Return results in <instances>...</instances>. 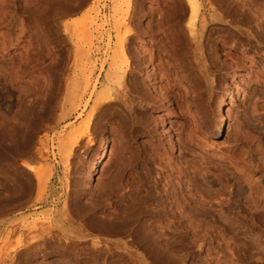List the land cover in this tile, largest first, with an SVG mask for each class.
<instances>
[{"label":"rangeland","instance_id":"374dc122","mask_svg":"<svg viewBox=\"0 0 264 264\" xmlns=\"http://www.w3.org/2000/svg\"><path fill=\"white\" fill-rule=\"evenodd\" d=\"M242 1L196 0L191 15L186 0H0V264H264V36L241 15L263 32L264 0ZM103 86L115 99L97 109ZM94 213L151 242L111 220L102 235ZM75 231L91 236L64 247ZM40 235L61 247L31 245Z\"/></svg>","mask_w":264,"mask_h":264},{"label":"bare ground","instance_id":"6f19581e","mask_svg":"<svg viewBox=\"0 0 264 264\" xmlns=\"http://www.w3.org/2000/svg\"><path fill=\"white\" fill-rule=\"evenodd\" d=\"M196 0H186V3H187V5H188V7H189V12H190V14L191 13H193V14H195V10H196V2H195ZM243 1H246L247 2V0H243ZM242 1V2H243ZM253 1V0H252ZM232 2V1H231ZM239 2H240V0H239ZM238 3V2H237ZM232 4V3H231ZM233 4H235V1H234V3ZM232 4V5H233ZM237 7H239L238 5H236ZM234 7V6H233ZM243 7V6H242ZM241 8V7H240ZM233 9V8H232ZM238 10V9H237ZM239 11V10H238ZM237 11V12H238ZM241 11V10H240ZM243 11V10H242ZM241 11V12H242ZM236 12V11H235ZM246 12V11H245ZM245 12L243 11L242 13L243 14H241V15H244L245 16V20H247V22H249V20H250V22H252L253 23V25L251 24V26H249V27H251V29H249L251 32L250 33H246L247 35V37H253L254 39H261V38H263V36H264V34H263V32L261 31V25L259 24V21H255L254 19H255V17H253L252 18V16L251 17H249V15L246 17V15H245ZM233 16L235 15V13L232 11V13H231ZM237 14V13H236ZM240 14V12L238 13V15ZM263 14H264V12H263ZM184 15V14H183ZM192 15V14H191ZM228 15H229V13H228ZM222 16V15H221ZM223 17V16H222ZM232 17V16H231ZM235 17H237V15L235 16ZM235 17H234V19H235ZM258 17V16H257ZM192 18H194V17H192ZM225 18V17H224ZM224 18H223V20H224ZM242 18V17H241ZM260 18V17H259ZM190 19V20H189ZM188 20L189 21H187V32H188V34L191 36V37H193L194 36V34H195V24H194V21H192V19L191 18H189ZM244 19V18H243ZM257 19V18H256ZM261 19V18H260ZM222 19H220V18H213L212 19V21H213V23L214 24H219V23H226L225 21H223ZM231 20H232V18H231ZM244 20V22H246ZM69 21V20H68ZM230 20H228V22H229ZM238 21H240V20H238ZM71 22H74V21H71ZM207 22V21H206ZM231 22V21H230ZM229 22V23H230ZM241 23H243L242 21H241ZM210 24H212V23H210ZM210 24H209V26H210ZM205 25V24H204ZM244 25V24H243ZM186 26V25H185ZM225 26V25H224ZM245 26V25H244ZM248 26V25H247ZM263 26V25H262ZM84 27V26H83ZM216 27V26H215ZM218 27V26H217ZM86 28V27H85ZM200 28V27H199ZM205 28V27H204ZM219 28V27H218ZM248 28V27H247ZM230 29V28H229ZM74 30V29H73ZM84 30V29H83ZM80 31H81V29H80ZM79 31V32H80ZM78 32V31H77ZM236 33L238 34V36H241L242 37V35H245V32L244 31H242V30H237L236 29ZM78 34V33H77ZM81 34V33H80ZM74 35V34H73ZM196 35V34H195ZM79 36H81L82 37V35H79ZM128 35H126L124 38H126ZM189 36V37H190ZM236 36V35H235ZM234 36V37H235ZM237 36V37H238ZM81 37H80V39H81ZM195 37V36H194ZM241 37H239V39L241 38ZM198 38V37H197ZM192 39V38H191ZM249 39V38H248ZM264 39V38H263ZM124 40V39H123ZM123 40H122V42H123ZM242 40V39H241ZM253 40V39H252ZM80 41V40H79ZM84 41H85V39H84ZM191 41V40H190ZM239 41V40H238ZM245 41V40H244ZM262 40H260V42H261ZM263 42V41H262ZM83 43V42H82ZM81 45V44H80ZM82 47V46H81ZM76 48V47H75ZM121 54H122V56H123V63H124V65H123V67H120V65L118 64V63H116V64H114V62H113V64H114V67H115V71L117 72L118 70H120V68H122L123 70H122V74H124L125 73V69H124V67H127L128 66V64H129V58H128V54L125 52L126 50H125V45L123 44L122 46H121ZM264 53V52H263ZM116 59V58H115ZM120 59V58H119ZM92 65V64H91ZM87 66V65H86ZM85 67V66H84ZM83 71V70H82ZM90 71V70H89ZM88 71V72H89ZM87 72V71H86ZM87 72V73H88ZM112 72V71H111ZM115 72V73H116ZM117 74V73H116ZM116 74H115V76H116ZM126 74V73H125ZM114 75V74H113ZM112 75V76H113ZM108 77H110V75H107ZM85 77V76H84ZM119 77L120 76H118V79H119ZM121 77L123 78L124 76L123 75H121ZM111 78V77H110ZM110 78H108L109 80H110ZM117 78V77H116ZM117 79V80H118ZM108 81V80H107ZM111 81V80H110ZM83 82V81H82ZM108 83H109V81H108ZM207 83V82H206ZM93 85V84H92ZM93 87V86H92ZM104 87H106V86H103V88ZM84 88V87H83ZM108 88L106 87V88H104V92L102 91V90H100V93L95 97L96 99V101H95V106L96 105H104V104H110V102H112L111 101V99L112 98H114V97H112L111 98V96L112 95H108V93H107V90ZM142 89V88H141ZM158 89V88H157ZM85 90V89H84ZM162 90V89H161ZM109 91V90H108ZM140 92V91H139ZM159 92V91H158ZM118 93V92H117ZM160 93H161V91H160ZM159 93V94H160ZM91 95L90 96H88L89 98H92V94H93V91L90 93ZM231 92L229 93V99H224L220 104H219V106H218V108L216 109V112H217V115H219L218 117H219V119H218V123H216L217 124V126H215L216 127V132L220 135V134H223L224 133V131H225V128H226V125H227V118H226V113L227 112H225L226 111V107L228 106V104H229V102H230V99H231ZM118 96V95H117ZM166 97V96H165ZM123 98V97H122ZM115 99V98H114ZM113 99V100H114ZM170 101H171V99H170ZM125 102V101H124ZM89 102L87 101V102H85V105H83L84 106V108L87 106V104H88ZM113 103V102H112ZM81 104V103H80ZM139 104V103H138ZM77 106V105H76ZM98 106H96V108H97ZM100 107V106H99ZM140 107H141V103H140ZM93 108V109H92ZM90 110L91 111H89L90 112V116L88 115V120H87V122H86V125L84 126L85 128L84 129H82V130H80V131H78L77 130V127H76V130L78 131H76L75 132V130H74V128H72V131H74L75 133L73 134V136L71 135V133H70V135L72 136V141H71V143H69L70 144V147H73V146H76L79 142H80V140L83 138V136H85V135H88V132L91 130V128H92V126H93V116L95 115H93L92 114V112H93V110L95 109V107H92ZM133 108V107H132ZM98 109V108H97ZM111 109V108H110ZM135 109V108H134ZM83 110V109H82ZM94 111H96V110H94ZM118 111V110H117ZM83 112V111H82ZM82 112H79L78 114L79 115H81L82 114ZM121 113V112H120ZM88 114V113H87ZM228 115V114H227ZM216 121H217V119H216ZM94 127V126H93ZM240 127V126H239ZM242 127V126H241ZM238 129V128H237ZM239 129H241V128H239ZM71 130V129H70ZM236 131V130H235ZM71 132V131H70ZM237 132H238V130H237ZM236 134V133H235ZM69 135V136H70ZM237 135V134H236ZM239 135H240V133H239ZM61 139V138H60ZM68 143V142H67ZM89 144H90V142H89ZM105 144H106V142L104 141L103 143L101 142V144L100 145H98L97 146V148H96V150H95V152H94V158H93V161H92V163H91V165H90V167H89V169H88V175H89V178H90V180H92V179H95L97 176H98V174L99 173H101L100 172V170H101V168H102V165L104 164V162H105ZM74 150V149H73ZM68 152V151H67ZM70 152H71V150H70ZM70 154V153H69ZM119 155V154H118ZM121 157V156H120ZM114 158H118V157H114ZM113 158V159H114ZM89 159V158H88ZM116 161L118 160V159H115ZM120 160V159H119ZM122 161V160H121ZM69 164H70V162H69ZM113 164H116L115 163V161H114V163ZM26 165V167L29 169V170H31V171H36L35 169V167L33 166V165H31V164H25ZM99 178V177H98ZM40 180V179H39ZM95 182V181H94ZM38 183V182H37ZM177 191V190H176ZM150 193V192H149ZM177 196V195H176ZM143 197V196H142ZM152 197V196H151ZM175 197V196H174ZM142 199V198H141ZM77 200V199H76ZM128 200V199H127ZM143 200V199H142ZM145 200V199H144ZM176 200H177V198H176ZM74 201H75V199H74ZM78 201V200H77ZM134 201V200H133ZM147 201V200H146ZM146 201H144V203L146 202ZM76 202V201H75ZM126 202H128V201H126ZM135 202H136V200H135ZM138 202H139V199H138ZM137 202V203H138ZM152 202H154V201H152ZM79 203V202H78ZM143 203V202H142ZM141 202H140V204H142ZM162 203V202H161ZM75 204V203H74ZM128 204V203H127ZM131 204V203H130ZM133 204V203H132ZM136 204V203H135ZM146 204V203H145ZM152 204V203H151ZM176 204H178V203H176ZM199 204V203H198ZM202 204V203H201ZM76 205H77V203H76ZM138 205V204H137ZM144 205V204H143ZM164 205V204H163ZM203 205V204H202ZM201 205V206H202ZM129 206H131V205H129ZM147 206V205H146ZM178 206H179V204H178ZM177 206V207H178ZM199 206V205H198ZM83 207V206H82ZM82 207H81V209H82ZM131 207H136L135 205L134 206H131ZM138 207H139V205H138ZM142 207V206H141ZM176 207V206H175ZM77 208V207H76ZM86 208V207H85ZM84 208V209H85ZM147 208V207H146ZM150 208V207H149ZM180 208V207H179ZM134 209V208H133ZM75 210H77V209H75ZM86 210V209H85ZM84 210V211H85ZM131 210H132V208H131ZM82 211H83V209H82ZM87 211V210H86ZM91 211V210H90ZM128 211V210H127ZM88 212V211H87ZM7 213V212H6ZM65 213V212H64ZM84 213V212H83ZM89 213V212H88ZM126 213V212H125ZM130 213V212H129ZM182 213H183V211H182ZM86 214V213H85ZM94 214H96V213H94ZM184 214V213H183ZM116 215V214H115ZM115 215H114V218H117V217H115ZM126 215H128V214H126ZM125 215V216H126ZM130 215V214H129ZM126 216V217H128V218H132V217H130V216ZM133 216H134V214H132ZM139 215V214H138ZM67 216V215H66ZM95 216V215H94ZM96 216H98L97 214H96ZM103 216V215H102ZM119 216V215H118ZM184 216V215H183ZM210 216V215H209ZM88 217V216H87ZM109 217V216H108ZM112 217V216H111ZM121 217V216H120ZM119 217V218H120ZM185 217V216H184ZM192 217H194V216H192ZM90 219H91V217H89ZM98 218H100V219H92V221H94L95 220V222H94V224H95V227H96V225H97V227H96V229L97 230H99L98 229V226L99 227H101L100 229L102 230V228H104L105 230H102V235H103V231H106L107 230V232H104V235H108L109 236V234H110V236H111V234L112 233H109L111 230H112V232H114L116 235H117V233L116 232H118V234H120V232L119 231H121V230H119V227H122V226H124L125 227V229H127L128 228V226H127V228H126V224H125V222H126V219H123V217H121L122 219H120V220H125V222L123 223V221L122 222H120V223H123L122 225H117V224H119L118 223V221H120V220H111V222L113 223L114 221H117L116 223L114 222V224H116V226H118V228H114V226L112 227V223H110V225L108 224L109 222H110V220H109V222H107L105 219H101V217H99L98 216ZM127 218V219H128ZM113 219V218H112ZM129 220V219H128ZM132 220V219H131ZM136 220H137V218H136ZM192 220V219H191ZM42 221V220H41ZM45 221V220H44ZM68 221V220H67ZM86 221H87V219H86ZM104 221H106V222H104ZM133 221V220H132ZM131 221V222H132ZM88 222H90L91 223V221H89V219H88ZM129 222V221H128ZM136 222V221H135ZM192 223V222H191ZM92 224V223H91ZM90 224V225H91ZM127 224H130V223H127ZM132 224V223H131ZM130 224V225H131ZM136 224V223H135ZM144 224V223H143ZM32 225V224H31ZM89 225V224H88ZM87 225V226H88ZM34 226V225H33ZM92 226H93V224H92ZM91 226V228L93 229L94 227H92ZM134 226V225H133ZM137 226V225H136ZM142 226V225H141ZM140 226V227H141ZM35 227H36V225H35ZM111 227L113 228V229H115V231H113V229H111ZM124 227H122V230H124L123 228ZM90 228V229H91ZM133 228V227H132ZM131 227H130V229H132ZM135 228H137V227H135ZM134 228V229H135ZM142 228V227H141ZM147 228V227H146ZM145 228V229H146ZM95 229V228H94ZM94 229H93V231H94ZM95 229V230H96ZM121 229V228H120ZM138 229H140V228H138ZM137 229V230H138ZM96 230V231H97ZM100 230V231H101ZM108 230H109V232H108ZM128 230H129V228H128ZM128 230H127V233H128ZM141 230H143L144 231V229L142 228ZM14 231V230H13ZM82 231V230H81ZM96 231H95V234H96ZM99 231V232H100ZM125 231L126 230H124L123 232L125 233ZM76 232V231H75ZM84 232V231H83ZM98 232V231H97ZM122 232V231H121ZM123 232H122V234H123ZM129 232H130V230H129ZM142 232V231H141ZM140 232V230L139 231H137L136 233H141ZM147 232V231H146ZM149 232H150V229H149ZM26 233V232H25ZM31 233V232H30ZM77 233V232H76ZM87 233V232H86ZM105 233H108V234H105ZM112 234V236L113 235H115V234ZM131 234L132 233H134V234H136L135 232H130ZM148 233V232H147ZM154 233V232H153ZM54 234H55V232H54ZM100 234H101V232H100ZM149 234V233H148ZM151 234H152V232H151ZM30 235V234H29ZM33 234H31V236H32ZM36 235V234H35ZM46 235V234H45ZM88 235H90V234H85V233H77L75 236L73 235V237H69L70 235H68V237L69 238H66L65 237V240H68L67 242L68 243H65L66 245L64 246L63 244H62V246H64V247H74V246H76V242H82V244H83V242H85V241H87L88 239H89V236ZM93 235V234H92ZM115 235V236H116ZM121 235V234H120ZM140 235H142L141 236V238L139 237V236H137V234H136V236L138 237V238H140L139 239V241H141V239L142 240H144L143 242L144 243H146L147 242V240H149V242H151L150 241V239H147V235L145 234V232H144V234H140ZM25 236V235H24ZM49 236H50V234H49ZM91 236V235H90ZM127 236V235H126ZM133 236V235H132ZM135 236V235H134ZM133 236V237H134ZM149 236L151 237V235L149 234ZM154 236V235H153ZM32 237H34V236H32ZM47 237V236H46ZM93 237V236H92ZM52 238V237H51ZM55 238V237H54ZM63 238V237H62ZM136 238V237H135ZM138 238H137V240H138ZM32 239V241L30 242L31 243V245H37L38 243H40L41 245H42V242H43V245L45 244V247H61V243L60 242H58L57 241V243H58V245L57 244H54V243H52V241H49V242H51V243H49L48 241H45L46 239L45 238H43V236H37V238L35 237V238H31ZM50 239V238H49ZM94 239V238H93ZM101 239V238H100ZM134 239V238H133ZM152 239V238H151ZM155 239V238H154ZM154 239H152V240H154ZM30 240V239H29ZM28 240V241H29ZM71 240H73V242L70 244V241ZM99 239H97V240H91L92 241V243L90 244L89 242H88V245L90 244V247L91 246H93L92 248H94L95 249V251L96 250H99L98 249V247H100L101 245H103V247H105L104 245H106L107 243L105 242V240H103L106 244H102V242H101V240L100 241H98ZM107 240V239H106ZM136 240V242H138ZM90 241V240H89ZM135 241V240H134ZM133 241V242H134ZM155 241V240H154ZM66 242V241H65ZM103 242V243H104ZM123 242V241H122ZM143 242H140V243H143ZM149 242H148V244H149ZM27 243V242H26ZM56 243V242H55ZM60 243V244H59ZM62 243H64V240H63V242ZM110 243H112V242H110ZM115 243V242H114ZM139 243V244H140ZM144 243H143V245H144ZM116 244H117V242H116ZM114 245V244H112V245H114V247L117 249L118 248V246H120V243H119V245ZM123 244V243H122ZM127 244H128V242H127ZM131 244H133V243H131ZM1 245V244H0ZM28 245V244H27ZM79 245V244H78ZM81 245V244H80ZM80 245H79V247H80ZM149 245H151V243L149 244ZM2 246V245H1ZM26 246V245H25ZM29 246H30V244H29ZM106 246H110V244L109 245H106ZM117 246V247H116ZM138 246V245H137ZM141 246V245H140ZM145 246V245H144ZM148 246V245H147ZM167 246V245H166ZM165 246V247H166ZM24 247V246H23ZM27 247V246H26ZM32 247V246H31ZM34 247H36V246H34ZM38 247H40V246H38ZM43 247V246H42ZM77 247V246H76ZM83 247H84V245H83ZM86 247V246H85ZM88 247V246H87ZM112 247V246H111ZM122 247V246H121ZM150 247H153V246H150ZM149 247V248H150ZM102 248V247H101ZM114 248V249H115ZM138 248V247H137ZM145 248V247H144ZM144 248H142V249H144ZM148 248V249H149ZM113 249V250H114ZM120 249V248H119ZM147 249V248H146ZM50 250V249H49ZM53 250V249H52ZM57 250V249H56ZM125 250V249H124ZM150 250V249H149ZM148 250V251H149ZM100 251V250H99ZM49 252H51V251H49ZM56 252H58V251H56ZM113 252V251H112ZM118 252V251H117ZM147 252V251H146ZM150 252V251H149ZM153 252V251H152ZM160 252V251H159ZM158 252V254H160ZM124 253V252H123ZM132 253V252H131ZM155 255H156V253H155ZM27 256H29V255H27ZM91 256V255H90ZM127 256H128V254H127ZM136 256V255H135ZM149 256V255H148ZM154 256V255H153ZM160 256V255H159ZM32 257V256H31ZM30 257V258H31ZM129 257V256H128ZM151 256H149V258H150ZM165 257V256H164ZM163 257V258H164ZM91 258V257H90ZM136 258V257H135ZM156 258V257H155ZM129 259H130V257H129ZM134 259V258H133ZM154 259V258H153ZM152 258H151V260H153ZM165 259H166V257H165ZM165 259H163V260H165ZM55 260V259H54ZM132 260V259H131ZM134 260H137V259H134ZM133 260V261H134ZM139 260V259H138ZM159 261V260H158ZM166 261V260H165ZM29 262V261H28ZM49 262V261H48ZM54 262V261H53ZM52 262V263H53ZM155 262V261H154ZM160 262H162V260L160 261ZM164 262V261H163ZM168 262V261H167ZM136 263V262H135ZM54 264V263H53ZM145 264V263H144Z\"/></svg>","mask_w":264,"mask_h":264}]
</instances>
